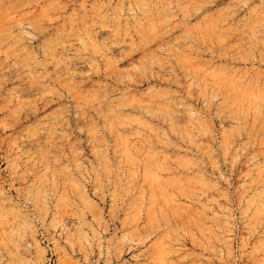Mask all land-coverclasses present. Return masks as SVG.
I'll list each match as a JSON object with an SVG mask.
<instances>
[{"label": "rangeland", "instance_id": "374dc122", "mask_svg": "<svg viewBox=\"0 0 264 264\" xmlns=\"http://www.w3.org/2000/svg\"><path fill=\"white\" fill-rule=\"evenodd\" d=\"M0 264H264V0H0Z\"/></svg>", "mask_w": 264, "mask_h": 264}]
</instances>
